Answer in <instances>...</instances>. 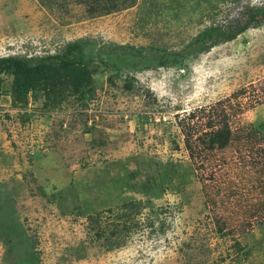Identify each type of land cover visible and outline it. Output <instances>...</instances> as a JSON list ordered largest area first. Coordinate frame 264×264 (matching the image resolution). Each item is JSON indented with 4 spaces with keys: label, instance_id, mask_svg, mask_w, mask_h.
Here are the masks:
<instances>
[{
    "label": "rangeland",
    "instance_id": "374dc122",
    "mask_svg": "<svg viewBox=\"0 0 264 264\" xmlns=\"http://www.w3.org/2000/svg\"><path fill=\"white\" fill-rule=\"evenodd\" d=\"M261 7L0 0V58L80 41L90 72L48 95L0 73V264H264V21L199 38ZM224 123L233 139L208 149Z\"/></svg>",
    "mask_w": 264,
    "mask_h": 264
},
{
    "label": "trees",
    "instance_id": "16d2710c",
    "mask_svg": "<svg viewBox=\"0 0 264 264\" xmlns=\"http://www.w3.org/2000/svg\"><path fill=\"white\" fill-rule=\"evenodd\" d=\"M85 3L86 13L88 15H108L113 12H118L135 5L136 0H81V3ZM264 21V7L256 8L250 12L249 15L245 17L244 24L236 23L233 27L229 29L221 28H209L204 30L199 38L202 41H210L212 43H217L220 41H229L235 39L238 35L245 32V30L251 25L261 24ZM81 44L80 41L71 42L65 45L64 49L57 54L47 55L41 57L37 62L34 58H26L20 56H8L0 58V73L12 75L13 85L23 87H34L38 85L39 81H49L52 80L51 89L46 93L48 95L50 92H54L53 88H56L58 76L63 72V76L66 78L67 82H71L72 93L80 92L78 87L82 86L83 88L89 85L90 82V72L87 70L86 65L81 63V60L78 59L79 56L71 57L73 52H80ZM78 57V58H77ZM75 58V59H74ZM53 60V61H52ZM61 60L60 65L57 67L53 62ZM52 61V62H51ZM61 68L65 69L64 71ZM66 71V72H65ZM29 81V82H28ZM32 82V83H31ZM39 82V83H38ZM63 85L66 86V83ZM76 84V85H75ZM64 86V89L66 87ZM48 88V87H47ZM56 99V98H55ZM195 114H189L188 118H194ZM208 128L213 129V123L210 122L207 124ZM256 131L261 130L260 128H254ZM205 136V135H204ZM231 130L228 128L227 123L222 124L217 130H211L207 135V140L201 138V141L204 144H207L208 149H213L217 147L218 149L225 148L229 141L233 138ZM186 148L189 151L188 143Z\"/></svg>",
    "mask_w": 264,
    "mask_h": 264
},
{
    "label": "clouds",
    "instance_id": "9594fccd",
    "mask_svg": "<svg viewBox=\"0 0 264 264\" xmlns=\"http://www.w3.org/2000/svg\"><path fill=\"white\" fill-rule=\"evenodd\" d=\"M8 56H14V55H8ZM8 56H5V57H8Z\"/></svg>",
    "mask_w": 264,
    "mask_h": 264
}]
</instances>
